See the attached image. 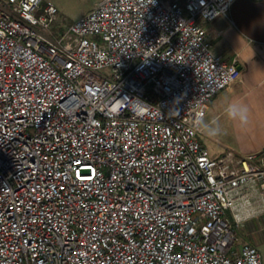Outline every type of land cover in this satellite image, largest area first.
Masks as SVG:
<instances>
[{"label":"built area","instance_id":"built-area-1","mask_svg":"<svg viewBox=\"0 0 264 264\" xmlns=\"http://www.w3.org/2000/svg\"><path fill=\"white\" fill-rule=\"evenodd\" d=\"M235 1L102 0L57 38L54 5L0 0V264H262L225 216L264 210V149L198 139Z\"/></svg>","mask_w":264,"mask_h":264},{"label":"rangeland","instance_id":"rangeland-1","mask_svg":"<svg viewBox=\"0 0 264 264\" xmlns=\"http://www.w3.org/2000/svg\"><path fill=\"white\" fill-rule=\"evenodd\" d=\"M101 1L42 0V6L52 4L56 7L57 20L51 29L54 35L60 38L73 22L89 13ZM165 1L170 3L173 0ZM177 1L183 2L184 0ZM259 61V59L252 61L250 71L243 76L244 81L241 85L232 90L226 88L220 91L209 104L203 123L207 124L214 119L217 120L220 133L215 136L209 135L201 125L202 132L198 135V139L208 149L210 157L213 159L220 158L229 150L245 156L261 154L264 149V80H262L264 62L259 64ZM257 66L258 69L253 72V68ZM231 102H239L247 108L248 119L246 123L228 119L224 115V107ZM229 216L230 211H227L225 218ZM234 233L237 238L236 244L244 243L237 237L235 229Z\"/></svg>","mask_w":264,"mask_h":264},{"label":"crops","instance_id":"crops-1","mask_svg":"<svg viewBox=\"0 0 264 264\" xmlns=\"http://www.w3.org/2000/svg\"><path fill=\"white\" fill-rule=\"evenodd\" d=\"M177 1V0H173ZM180 2V1H178ZM207 37L217 56L227 62H236L240 69L239 80L229 86L232 90L244 81L252 61L264 62V0H236L226 16H220L205 24ZM258 66L253 68V72ZM264 80V77L262 78ZM209 109V108H208ZM261 202L254 199L250 212H230V219L237 214L234 223L236 235L242 244H252L261 254L264 264V210ZM264 209V208H263ZM251 213V214H250Z\"/></svg>","mask_w":264,"mask_h":264},{"label":"clouds","instance_id":"clouds-1","mask_svg":"<svg viewBox=\"0 0 264 264\" xmlns=\"http://www.w3.org/2000/svg\"><path fill=\"white\" fill-rule=\"evenodd\" d=\"M224 115L231 120L238 121L240 123H246L248 119L247 108L239 102L228 103L223 109ZM198 126L202 125L209 135H218L220 133V127L217 120H212L207 124H204L202 120L197 121Z\"/></svg>","mask_w":264,"mask_h":264}]
</instances>
